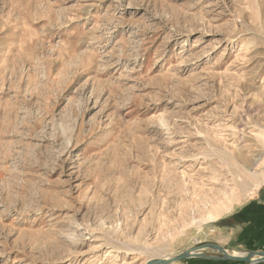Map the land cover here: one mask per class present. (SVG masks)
I'll use <instances>...</instances> for the list:
<instances>
[{
    "label": "rangeland",
    "instance_id": "374dc122",
    "mask_svg": "<svg viewBox=\"0 0 264 264\" xmlns=\"http://www.w3.org/2000/svg\"><path fill=\"white\" fill-rule=\"evenodd\" d=\"M263 134L264 0H0V264L264 252Z\"/></svg>",
    "mask_w": 264,
    "mask_h": 264
},
{
    "label": "water",
    "instance_id": "95a60500",
    "mask_svg": "<svg viewBox=\"0 0 264 264\" xmlns=\"http://www.w3.org/2000/svg\"><path fill=\"white\" fill-rule=\"evenodd\" d=\"M206 250L216 252L220 255V257L208 256L204 254ZM244 254L245 256H231L227 254L224 247L216 243L209 242L197 245L196 247L180 252L171 257L150 259L145 264H173L188 259H201L208 261L236 262L247 264L264 262V252H246Z\"/></svg>",
    "mask_w": 264,
    "mask_h": 264
},
{
    "label": "bare ground",
    "instance_id": "6f19581e",
    "mask_svg": "<svg viewBox=\"0 0 264 264\" xmlns=\"http://www.w3.org/2000/svg\"><path fill=\"white\" fill-rule=\"evenodd\" d=\"M261 139H262V143L264 144V134L261 136ZM231 160L233 162H235V159H233L232 157H231ZM241 161H242V163L237 164L238 166L235 170L236 173H237V171H238V174L240 173L239 175L241 178V180H239V179H238V181L236 180L237 181L236 185L238 188L244 189V187H246V185H247V181H251L252 185H254V186H259L261 183L264 182L263 176L257 172L258 167L262 163L264 164V157L263 158L259 157L256 160L244 159ZM258 161H260V163ZM254 166H256L255 171L250 172V169ZM248 169H249V171H248ZM232 203L233 202L230 201L228 204H225V205L222 204L221 206H217L213 211H209L207 213L206 217H204L203 219H201L199 221H195V224L197 226H199V225L205 224L206 222H209V221H217L221 217V215H223L224 213H227L231 210ZM225 251L228 254L235 255V257L245 256V254L243 252H238V251H234V250L228 251L227 249H225ZM254 259H256V258H254Z\"/></svg>",
    "mask_w": 264,
    "mask_h": 264
},
{
    "label": "crops",
    "instance_id": "0c3cea01",
    "mask_svg": "<svg viewBox=\"0 0 264 264\" xmlns=\"http://www.w3.org/2000/svg\"><path fill=\"white\" fill-rule=\"evenodd\" d=\"M239 212V220L246 222L247 225L246 236L255 234L264 237V192L254 201L246 202Z\"/></svg>",
    "mask_w": 264,
    "mask_h": 264
}]
</instances>
